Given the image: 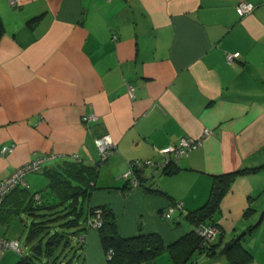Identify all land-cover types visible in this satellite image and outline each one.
Wrapping results in <instances>:
<instances>
[{"label": "crops", "instance_id": "1", "mask_svg": "<svg viewBox=\"0 0 264 264\" xmlns=\"http://www.w3.org/2000/svg\"><path fill=\"white\" fill-rule=\"evenodd\" d=\"M240 1L254 8L240 16ZM0 23V148L12 147L0 151V180L37 156L43 171L96 165L94 138L103 133L115 145L97 167L96 188L77 200L72 242L85 239L60 264H108L91 225L99 206L112 210L122 238L154 233L170 245L194 231L186 215L205 203L214 176L247 169L214 213L210 250L193 263L231 264L218 252L264 210V166L249 170L264 165V0H0ZM228 52L239 55L230 63ZM89 114L96 119L85 121ZM185 135L202 143L173 172L140 166L135 185L122 177L130 160H158ZM40 170L26 175L29 190L4 198L0 225L31 192L53 195ZM172 201L182 207L167 219ZM0 235L8 238L3 226ZM242 240L249 264H264V219ZM0 264L30 262L0 248ZM142 264L172 261L163 251Z\"/></svg>", "mask_w": 264, "mask_h": 264}, {"label": "trees", "instance_id": "2", "mask_svg": "<svg viewBox=\"0 0 264 264\" xmlns=\"http://www.w3.org/2000/svg\"><path fill=\"white\" fill-rule=\"evenodd\" d=\"M1 28L0 23V32ZM175 161V158L170 159L160 171L173 172L177 165ZM99 164V160L96 165H90L83 161H66L59 169L42 170L52 192L48 191V193L53 195H47V192L44 194L39 191L31 192L30 199L22 209V212L30 217V225L26 233L30 254H21L22 259L27 260L30 264H37L35 260H40L43 264H60V260L66 255V250H77L81 247L77 244L81 242L77 240V243H73L71 237L77 231L71 230V228L79 223L81 215V208L78 207L77 200L78 197H86L96 188L94 184ZM261 166L264 165L249 170L258 169ZM136 171L137 169L134 172ZM245 171L247 169H239L214 176L207 200L199 208L190 211L186 218L192 221L196 227L212 225L218 228L214 221V213L219 208L220 200L235 175ZM138 183H140L139 180ZM16 188L19 187H14L3 196L0 205L4 198ZM22 189L29 190L26 187H22ZM36 193L39 195L38 197H35ZM98 208L101 211L102 220L98 229L101 242L108 255V264H142L154 259L163 251L170 256L172 264H193L197 256L210 250L211 241L202 249L199 247L200 237L195 233V229L170 245H164L160 236L154 233L122 238L117 233L112 210L105 205ZM258 225L259 222H256L248 226L246 233L240 239L235 240V236L230 240L232 243L227 248L225 256L231 264H249L252 261L253 254L242 246L241 241ZM70 258L68 257L64 264H69Z\"/></svg>", "mask_w": 264, "mask_h": 264}, {"label": "built area", "instance_id": "3", "mask_svg": "<svg viewBox=\"0 0 264 264\" xmlns=\"http://www.w3.org/2000/svg\"><path fill=\"white\" fill-rule=\"evenodd\" d=\"M13 4L14 0H10ZM254 8V5L249 1H240L236 5L237 13L242 16L249 13ZM239 55V52H228L226 54V60L231 62ZM132 89L130 88V91ZM85 121H93L96 119L94 114L84 115ZM210 131L206 129L204 134H208ZM94 142L99 150V161L102 163L107 157L115 151V145L108 134H101L94 138ZM202 143V137H193L189 135L181 136L176 143L162 147V157L158 160L153 159H135L133 162H129L128 168L122 173V177L131 185L138 184V180L134 175L135 169L140 166H147L153 172L161 170L170 159L175 158L177 162L178 157L187 155L192 149L197 148ZM12 150L11 146L4 145L0 148L1 153L9 152ZM45 157L37 156L30 162L16 167L8 176L0 180V202L3 196L14 187H26L29 185L26 181V175L38 171L43 164ZM39 195L36 193L35 197ZM182 207L181 201L170 202L167 209L163 211V216L167 219L172 218L177 211ZM94 220L91 225L99 228L102 224L101 211L96 209L94 212ZM195 233L200 237L199 247L202 249L205 247L218 233V228L212 225H201L195 228ZM85 239L84 234H79L77 240L83 242ZM0 248L1 249H13L20 255L24 253L23 246L20 245L17 239H8L5 236L0 235Z\"/></svg>", "mask_w": 264, "mask_h": 264}, {"label": "rangeland", "instance_id": "4", "mask_svg": "<svg viewBox=\"0 0 264 264\" xmlns=\"http://www.w3.org/2000/svg\"><path fill=\"white\" fill-rule=\"evenodd\" d=\"M40 171H42V169ZM37 175L40 174L38 173ZM262 211L259 212L258 215L256 216V221L260 218ZM29 225H30V217L27 214H25V212H20L19 214L13 213L12 215H10L8 221L0 226H3V229L6 231L8 239H17L20 245L23 246L24 251L28 253L29 246L27 245L28 243L26 242V232L27 229L29 228ZM242 241L244 242V240ZM12 251L13 253H18L13 249ZM35 262L37 264H43L40 260H35Z\"/></svg>", "mask_w": 264, "mask_h": 264}, {"label": "water", "instance_id": "5", "mask_svg": "<svg viewBox=\"0 0 264 264\" xmlns=\"http://www.w3.org/2000/svg\"><path fill=\"white\" fill-rule=\"evenodd\" d=\"M262 219H264V211H262L260 218L257 222H260ZM246 233V230L241 231L239 234L236 235L235 240H238ZM232 241H226L220 251L218 252V255H225L227 248L231 245Z\"/></svg>", "mask_w": 264, "mask_h": 264}]
</instances>
